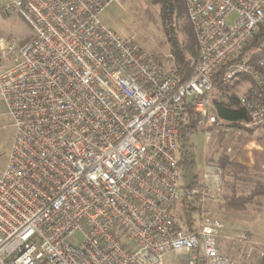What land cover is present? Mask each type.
<instances>
[{
  "label": "built area",
  "instance_id": "2783aa9c",
  "mask_svg": "<svg viewBox=\"0 0 264 264\" xmlns=\"http://www.w3.org/2000/svg\"><path fill=\"white\" fill-rule=\"evenodd\" d=\"M121 1L2 8L21 16L31 37L0 41V103L15 131L0 168V264H165L171 253L189 264H239L221 249L224 224L211 208L225 199L222 171L205 163L182 185L178 135L190 101L206 142L214 131L232 135L212 103L218 78L248 77L241 129L264 124V63L240 60L264 25V0H184L198 48L185 80L169 55L158 63L102 23ZM182 198L195 206L193 231L174 218ZM244 241L231 250L264 258Z\"/></svg>",
  "mask_w": 264,
  "mask_h": 264
},
{
  "label": "trees",
  "instance_id": "16d2710c",
  "mask_svg": "<svg viewBox=\"0 0 264 264\" xmlns=\"http://www.w3.org/2000/svg\"><path fill=\"white\" fill-rule=\"evenodd\" d=\"M153 5L158 8L161 30L169 46L167 61L175 65L178 73L185 80L191 75L198 56L196 36L187 17L185 2L184 0H153ZM154 58L158 63L164 62L162 57L154 56ZM240 60L247 61L256 68H259L260 62L264 63V25L259 27L256 35L244 47ZM233 82H225L218 78L216 89L220 93L212 99V103L220 119L230 123L232 128L241 129L240 123L248 121V114L239 104V93L234 90V85H231ZM237 82L238 84L249 82V78L244 76ZM231 88L234 91H231ZM193 105L194 102L191 101L187 104L178 135L181 173H190L195 163V154L186 144L187 139L197 132L201 122V117L194 111ZM218 133V156L215 157V154H212L209 161L220 167L223 178L230 177V181L226 182L229 192L223 200V207L236 212L244 211L251 204L260 207L262 203L259 199L264 198V180L256 178L247 167L235 162V159L227 153V148L223 147L224 135ZM244 185L247 189L245 193L241 188ZM174 218H181L189 230L193 231V226L197 221L193 203L187 198H182L176 204ZM258 263L264 264V258Z\"/></svg>",
  "mask_w": 264,
  "mask_h": 264
},
{
  "label": "rangeland",
  "instance_id": "374dc122",
  "mask_svg": "<svg viewBox=\"0 0 264 264\" xmlns=\"http://www.w3.org/2000/svg\"><path fill=\"white\" fill-rule=\"evenodd\" d=\"M7 0H0V41L5 44L12 42H26L31 37V27L17 14L7 15L3 13L2 8ZM102 23L118 32L125 38H129L142 46L146 51L156 57H162L166 61L169 55V46L161 30L159 11L153 5V0H122L111 4L101 15ZM24 42V43H25ZM250 55V53L248 54ZM16 56V55H15ZM196 61V60H195ZM14 64L10 61L4 65L5 68ZM237 80L231 83L234 90L241 91V83ZM231 88V91H234ZM220 92L215 89L212 93V99ZM199 127V126H198ZM14 129L10 126L7 109L0 103V168L7 166L9 155L14 142ZM218 137L215 135L210 141H205L204 133L197 128V132L190 136L186 144L195 154V165L190 173H181V184L186 186L188 182L196 176V173L202 171L205 156L217 151ZM223 143V147H226ZM217 157V155H215ZM208 163H211L207 159ZM217 165V164H216ZM218 166V165H217ZM230 177L223 178V188H227L226 182ZM246 185L241 186L243 193L247 192ZM229 192V191H228ZM227 191H224L226 195ZM221 249L224 253H229L230 258L239 264H259L257 256H252L249 261L246 258V250L232 251L233 243H222ZM263 247H260V249ZM254 257V258H253ZM172 264H189L185 257H177L174 254L169 255L168 259Z\"/></svg>",
  "mask_w": 264,
  "mask_h": 264
},
{
  "label": "crops",
  "instance_id": "0c3cea01",
  "mask_svg": "<svg viewBox=\"0 0 264 264\" xmlns=\"http://www.w3.org/2000/svg\"><path fill=\"white\" fill-rule=\"evenodd\" d=\"M248 85L247 82H242L239 94L243 92ZM214 135L219 138L218 132L214 131L213 136ZM223 143H226L227 153L235 159L237 164L247 167L256 178L264 180V124L258 127L240 130L233 128L232 135L229 138L224 136ZM213 154L218 156L217 151ZM211 155L212 153L207 157L205 156L203 166L205 163H208L207 159H209ZM201 172L202 171L196 173V175ZM223 190H226L227 193L229 191L228 188H223ZM259 200L262 203L260 207L256 204H251L242 212L224 208V201L212 204V210L224 224L219 239L221 247L222 243H240L239 238L243 236L245 239L243 243H255L259 247L264 248V198H260ZM240 250L244 253L243 249ZM171 254L165 256V264H172L167 260ZM229 255L228 253V256ZM175 256L185 257L179 255Z\"/></svg>",
  "mask_w": 264,
  "mask_h": 264
}]
</instances>
